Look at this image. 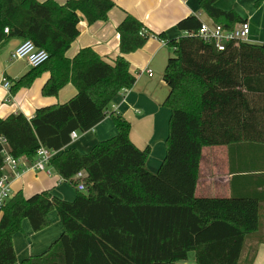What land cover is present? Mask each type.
Segmentation results:
<instances>
[{"label":"trees","instance_id":"obj_1","mask_svg":"<svg viewBox=\"0 0 264 264\" xmlns=\"http://www.w3.org/2000/svg\"><path fill=\"white\" fill-rule=\"evenodd\" d=\"M218 0H201L200 10L224 30L243 20L233 11L215 7ZM264 4L257 0L255 7ZM114 7L110 0H0V49L10 40L31 41L48 53V60L18 80L11 96L29 88L42 74L41 89L56 97L67 84L76 95L63 104L37 109L28 120L22 114L0 119V177L3 148L15 159L32 163L40 147L56 152L49 167L75 187L84 173V192L71 202L50 192L29 198L15 194L0 213V264H16L12 238L27 220L33 233L50 226L56 212L62 234L47 252L21 264H177L194 254L195 264H241L245 246L264 223V184L254 194L229 199H196L194 191L201 150L212 146H264V44L230 43L217 51L196 37L197 16L176 24L183 35L167 40L126 15L117 26L118 56L102 60L90 48L71 59L66 52L79 35L78 24L105 22ZM7 29L8 32L4 33ZM150 36L173 50L163 81L170 111L165 156L155 174L145 169L149 149H137L129 139L130 125L110 114L112 138L90 152L64 150L70 134L92 130L108 115L112 101L130 90L135 77L124 56L141 49ZM262 241V240H260ZM258 242V244L260 243ZM256 246L250 250L249 264Z\"/></svg>","mask_w":264,"mask_h":264},{"label":"crops","instance_id":"obj_2","mask_svg":"<svg viewBox=\"0 0 264 264\" xmlns=\"http://www.w3.org/2000/svg\"><path fill=\"white\" fill-rule=\"evenodd\" d=\"M44 2L46 0H37ZM63 5L69 0H53ZM114 7L108 12L105 22L87 25L82 19L78 24L79 35L66 52L71 59L81 49L90 48L102 60L112 62L119 54L117 26L126 15H130L143 24L152 34L163 33L167 40H174L183 34L176 30V24L189 16H197L200 21L211 20L199 8L201 0H110ZM257 0H218L215 7L222 11L235 12L243 22L249 25L248 42L264 44V4L256 8ZM22 43L10 40L0 49V119L10 115L22 114L30 120L37 109L63 104L76 95L71 84L64 86L56 97H44L41 94L43 85L49 78L42 74L29 88L21 89L11 96L3 88L2 80L6 77L18 80L31 68L25 61L11 60L12 52ZM173 57V50L155 36H150L146 44L134 53L125 55L129 72L135 77L133 87L120 93L110 104L106 118L92 130L78 134L77 138L64 149H75L86 154L101 141L115 136L116 128L110 114L120 115L130 125L129 139L139 150L149 149L145 169L155 174L165 156V140L168 135L169 109L163 106L169 94V88L163 81L167 62ZM152 71V77L146 73ZM7 81V80H6ZM8 82V81H7ZM10 84V83H9ZM11 86V85H10ZM22 160V168L27 163ZM50 172L23 170L18 177L12 175L9 168L2 169L11 188L12 196L20 193L29 198L41 192H50L53 196L73 201L76 196L66 190L64 181L51 168ZM264 184V146L239 144L230 147L212 146L201 150L200 162L194 197L196 199H229L232 196L242 197L261 191L257 188ZM264 218V209L262 212ZM50 226L33 233L27 220L21 224V232L12 238L16 255V264L36 257L48 251L62 234V226L56 212L49 214ZM262 240V241H260ZM260 243L258 244V242ZM256 246L255 257L251 264H264V234L259 233L251 238L245 246L241 264H249L250 250ZM177 264H195L194 254Z\"/></svg>","mask_w":264,"mask_h":264},{"label":"built area","instance_id":"obj_3","mask_svg":"<svg viewBox=\"0 0 264 264\" xmlns=\"http://www.w3.org/2000/svg\"><path fill=\"white\" fill-rule=\"evenodd\" d=\"M183 1V0H182ZM249 25L246 22L239 24L233 30H224L222 26L215 24L212 20L207 22L200 21V27L198 31L194 34H189L190 37H196L202 40L206 44H212L214 48L221 52L224 51L225 46L230 43H247L249 35ZM8 30L5 29L4 33ZM49 58L46 51L38 49L31 41H23L11 54V60H22L27 63L30 68H37L44 64ZM147 75L152 77V71L147 70ZM3 88L8 90L10 88L9 82L5 79L2 80ZM77 138L75 132L70 134V140L73 141ZM0 142L5 145V140L0 139ZM3 168L7 167L11 171L12 175L18 177L23 170H32L34 172H50L49 162L56 155V152L48 150L46 148L40 147L32 163L28 164L27 169L22 168V160L13 158L7 151L3 148ZM84 173L78 172L73 181L75 183V188L78 192H84ZM12 198L11 188L6 176L2 175L0 177V213L5 206V204Z\"/></svg>","mask_w":264,"mask_h":264},{"label":"rangeland","instance_id":"obj_4","mask_svg":"<svg viewBox=\"0 0 264 264\" xmlns=\"http://www.w3.org/2000/svg\"><path fill=\"white\" fill-rule=\"evenodd\" d=\"M63 186L66 188V190H68V192L72 193V194H75V190L76 188L74 186H72L71 184L67 183V182H64L63 183ZM259 233H263L264 234V223H263V227L261 229V231Z\"/></svg>","mask_w":264,"mask_h":264}]
</instances>
